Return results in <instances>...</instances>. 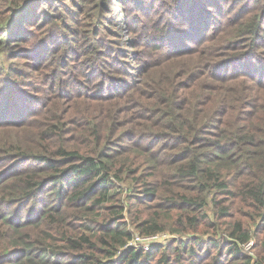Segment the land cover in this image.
I'll list each match as a JSON object with an SVG mask.
<instances>
[{"label": "trees", "instance_id": "1", "mask_svg": "<svg viewBox=\"0 0 264 264\" xmlns=\"http://www.w3.org/2000/svg\"><path fill=\"white\" fill-rule=\"evenodd\" d=\"M112 1L123 6L120 10L130 2L139 3V0ZM171 1L174 10L167 19V29L157 31L153 26L151 32L149 29L144 32L146 40L155 46L154 50L146 54L148 60L155 53L167 51L166 40L170 44V52L173 53L171 58L161 65L163 68L157 73L148 75V80L142 87L136 84L119 96L99 99V102L122 99L124 102L130 96L126 106L135 104L142 116H150V120L157 122V127H161L158 130L160 133L141 135L134 131L133 137L127 140H121L119 136L108 140L103 134L106 123H90L87 127L92 131L94 139L93 151H88L63 137L47 139V133L55 136L67 132L61 128V122L64 121L65 126H70L66 119L68 114L61 113L58 117H51L43 126L44 131L38 140L43 145V150L46 147L44 152H19L9 147H1L0 240L6 245H0V261L8 260L11 254L18 253L14 261H5L2 264H56V260L52 258L62 256L69 250L74 253L68 260L74 258L76 264H198L200 260L207 264H252L251 259L243 257L239 248L240 244L250 240V230L237 219L242 209L252 210L261 220L257 232H264V82L257 80L264 73L257 46V42H264V3L258 17H226L219 22V27H224V30L217 41L227 44L219 49L217 65L205 70L204 64L198 61H183L190 56H196L198 46L211 40L212 34L218 31V28L209 24L207 16L202 12L210 8L221 15L224 8L226 11L229 9L233 0ZM0 2L6 6V16L0 19V25H9V29L4 27L0 31V70L4 73H0V88L5 87L4 92H9L17 89L14 81L17 72L2 67V56L19 54L21 47L18 42L26 40L28 36L24 25L37 27L34 21L36 14L30 7L36 1ZM208 2L209 7H203ZM39 12L43 19L48 17L44 9ZM181 21L188 27H180ZM168 32L175 34L168 37ZM244 39L247 40V45H243ZM242 45L245 47L241 49ZM86 48L90 50L93 47L89 45ZM239 50L245 52L230 53ZM199 65L205 71L201 75L202 81L211 85L209 93L200 89L199 85L184 87L186 84L183 81L191 77L188 70ZM175 69L180 70L178 78L182 81H174ZM235 69H240L244 74L246 86L243 89L230 90L227 83L235 79L230 77L229 72ZM209 78H213L214 82ZM179 92H184L181 103ZM15 98L13 94L8 98L7 104H4L6 108L0 110V129L21 127L12 122L20 121L27 112L24 110L18 113L15 110ZM115 113L109 112V115L113 114L109 116L100 112L99 118L110 119L108 126L112 127L118 122ZM47 141L53 142L54 147L49 148ZM129 145L135 146L133 148L138 151L149 150L147 160L135 163L122 160V151ZM157 152L159 155L152 158ZM161 156L162 163H157L148 170L147 163L155 162ZM164 163L169 166L170 178L175 180V183L169 185L171 188L158 183L159 177L165 175L161 172ZM136 174L144 179H153L145 183L140 193L131 195V206L133 201L135 206H148L149 202L156 201L157 207L166 213L158 217L157 222L152 220L150 226L140 227L142 234L162 231L160 223L162 225V222L168 220H171L170 223L176 229L185 227L186 230L178 231L179 233H199L201 226L207 224L211 217H220L230 220L229 238L205 244H201L196 238L189 242L178 240L173 248L172 245H156L150 252L126 249L119 259L113 260L117 247L124 245L132 235L121 223L122 215L115 213L111 218L112 223L106 220L99 225V234L112 240L111 245H107L105 249V260L88 254V246L95 248L90 245L88 235H62L70 244L66 251H48L28 239L21 241L19 238L18 244L9 245L12 235L20 234L24 223L43 218L59 223L70 214V210H74V215L86 214L73 219L81 224L83 232L94 233L96 220L92 213L113 195L114 183L111 177L120 180L122 176ZM54 225L56 224H51L52 229L64 227ZM258 242L259 245H264V238ZM155 252L159 253L157 257Z\"/></svg>", "mask_w": 264, "mask_h": 264}, {"label": "rangeland", "instance_id": "2", "mask_svg": "<svg viewBox=\"0 0 264 264\" xmlns=\"http://www.w3.org/2000/svg\"><path fill=\"white\" fill-rule=\"evenodd\" d=\"M28 1H36L32 2L30 7L36 14L34 21L37 23V27L24 25L28 36L26 40L18 42L21 47L18 50L19 54L2 56V67L11 68L17 72L16 78H14L17 89L4 92L5 87L0 88V110L6 108L4 104H7L8 98L14 94L16 96L13 100L15 110L18 113L26 110L27 113H24L20 121L12 122L21 127L0 129V152L1 147L5 149L9 147L19 152L22 150L41 152L43 145L38 138L44 131L43 126L51 117H58L61 113H64L63 115L68 114L66 119H68L70 126H65L64 121L61 122V128L67 132L55 136L47 133V139L63 137L77 147H85L88 151H93L92 141L94 139L92 131L87 127L90 123L94 125L106 123L103 127V134L108 140L117 136L121 140H127L133 137L134 131L140 132L141 135L160 133L158 130L161 127H157V122L150 120V116H142L135 104L126 106L130 101V96L124 102L123 99L114 102H99V99L119 96L136 84L142 87L148 80L147 76L157 73L163 68L161 65L171 58L173 53L170 52V44L166 40L167 51L155 53L148 60L146 54L154 50L155 46L146 40L144 32L147 29L151 32L153 26L156 27L157 31L167 29V19H169L171 11L174 10L172 1L139 0L137 4L134 2L125 4L122 10L119 8L123 6H119L117 2L112 0ZM209 3L203 4V7H209ZM263 3L264 0L262 2H258V0H233L229 9L226 11L224 8L221 15L210 8L208 11L202 12L207 16L209 24L218 28V31L212 34L211 40L198 46L196 56H190L183 60L184 63L198 61L202 65L204 64L205 70L211 69L212 65H217L216 57L220 52L219 49L227 44L224 41H217L221 31L224 30V27H219V22L226 17L245 19L258 17L262 13ZM42 9L48 16L46 19H43L39 12ZM5 11L6 6L1 5L0 2V19L6 16ZM64 25L68 28H65ZM4 27L9 29V25H0V31ZM180 27L188 26L184 21H181ZM174 34L168 32L167 35L170 37ZM243 41V45L248 44L246 39ZM89 45H92L93 48L87 50L86 47ZM243 45L241 49L245 47ZM257 46L258 56L262 60L261 66H264V42H257ZM243 52L245 50L230 53L239 54ZM188 72H191V77L189 80L183 81L186 84L184 87L199 85L200 89H205L208 91L206 93H209L211 85L207 81H202L201 75L205 71L200 69V65L197 68L192 66ZM0 73L4 75L1 70ZM178 75H180V70L175 69L173 72L175 82L182 81ZM229 75L235 80L227 83L229 84L228 89H243L246 86V79L240 69L229 72ZM209 79L214 82L213 78ZM257 80L264 82V73ZM179 94L181 95L179 101L181 103L184 92H179ZM134 95L139 96L141 94ZM26 103L27 105L24 106ZM100 112L105 113V115H109V112H116L118 122L109 127L110 119L104 117L100 120ZM50 127L48 129H53ZM47 146L53 148V142L47 141ZM133 147L135 146L129 145L123 149L121 159L129 163L141 160L145 162L150 151H138ZM158 155L159 152L151 157L154 158ZM162 160L163 157L161 156L155 162H148V170L157 163H162ZM139 172L141 171L139 170ZM161 172L165 175L159 177L158 183L166 188H171L169 185L175 183V180L170 178L167 163L163 164ZM129 174L132 175L133 173ZM152 179L150 177L144 179L143 176L137 174L122 176L120 180L111 177L114 183L113 195L108 202L98 206L92 213L96 220L94 233L83 232L80 228L81 224L73 219L74 217H84L86 214L74 215V210H70V214L68 213L59 223H52L49 218L26 222L21 227V233L12 235L10 243L9 241L6 242L9 245H16L19 243L17 242L18 238L21 241L28 239L39 244L40 247L47 248L48 251H66L67 245L70 244L64 240L62 235L64 237L65 235L68 236V233H74L79 237L80 235H88L90 245L95 247L90 248L88 246V254L96 259L105 260L103 257L105 249L107 245H111L112 240L111 238L105 239L102 234H99V225L106 220H110L112 223L111 218L115 213L122 215L120 221L132 235L124 245L117 247L112 257L113 260L119 259L126 249L150 252L155 249L154 246L156 245L162 247L172 245L171 248H173L178 240L189 242L196 238L200 240L201 244H205L229 238L228 224L230 220L220 217H211L207 224L201 226L199 233H179L178 231H185V227L176 229V226L170 223L171 220H168L162 222L163 226L159 222L162 231L142 234L140 227L150 226L152 220L157 222L158 217L166 214L162 208L157 207L156 201L149 202L148 206H135V201L132 202L133 206L130 204L131 195L140 193L145 183L152 181ZM186 185L191 187L190 184ZM176 189L178 190V188ZM71 207L74 208L73 205ZM138 219L141 220L138 222ZM237 221H242L247 230H250L251 238L248 243L239 245L243 257L251 259L252 264H264V245H259L258 242L264 238V232L260 233L261 230L257 232L261 220L256 217L252 210L245 208L241 210ZM51 224L63 225L64 227L52 229ZM136 237L152 238L153 243L133 242ZM130 243L132 245H129ZM146 243H150V245H145ZM0 245L6 244L0 240ZM147 246L148 249L146 250ZM72 253L74 252L69 250L64 252L62 256L59 255L52 259L56 260V264H62V262L76 264L74 258L68 260ZM154 255L157 257L159 253L155 252ZM17 256L18 253L11 254V258L5 261H14ZM5 261H0V264ZM198 264H207V262L200 260Z\"/></svg>", "mask_w": 264, "mask_h": 264}, {"label": "built area", "instance_id": "3", "mask_svg": "<svg viewBox=\"0 0 264 264\" xmlns=\"http://www.w3.org/2000/svg\"><path fill=\"white\" fill-rule=\"evenodd\" d=\"M152 238H147V237H136L133 242L136 243H142V242H150L153 243V240H151ZM152 241V242H151ZM150 243H146L145 245H150ZM129 245H132V243H130ZM128 248V246H126ZM148 249V246L146 247V250Z\"/></svg>", "mask_w": 264, "mask_h": 264}]
</instances>
